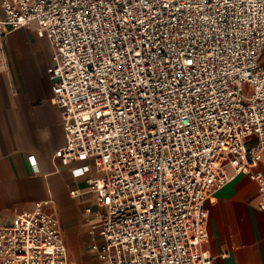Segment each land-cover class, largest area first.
<instances>
[{"label":"built area","instance_id":"1","mask_svg":"<svg viewBox=\"0 0 264 264\" xmlns=\"http://www.w3.org/2000/svg\"><path fill=\"white\" fill-rule=\"evenodd\" d=\"M1 2L0 41L36 22L52 45L66 134L55 158L79 162L75 177L99 172L87 182L103 207L100 259L212 264L200 233L216 190L245 174L264 210V0ZM48 204L0 225V264H76Z\"/></svg>","mask_w":264,"mask_h":264},{"label":"crops","instance_id":"2","mask_svg":"<svg viewBox=\"0 0 264 264\" xmlns=\"http://www.w3.org/2000/svg\"><path fill=\"white\" fill-rule=\"evenodd\" d=\"M37 26L33 22L18 28L0 41V225L11 224L17 213L39 201L53 200L44 208L58 212L71 260L105 264L92 248L103 242L95 228L103 207L87 182L99 172L94 167L88 175L75 177L72 169L79 162L64 164L55 158L66 134L48 75L53 48L38 36ZM260 168L264 172V158ZM74 190L79 194L73 195ZM260 197L257 182L239 174L207 200L210 215L200 247L204 256L213 258L212 264H264Z\"/></svg>","mask_w":264,"mask_h":264},{"label":"snow or ice","instance_id":"3","mask_svg":"<svg viewBox=\"0 0 264 264\" xmlns=\"http://www.w3.org/2000/svg\"><path fill=\"white\" fill-rule=\"evenodd\" d=\"M187 63L191 64V63H192V61H191V60H189V61H187Z\"/></svg>","mask_w":264,"mask_h":264},{"label":"rangeland","instance_id":"4","mask_svg":"<svg viewBox=\"0 0 264 264\" xmlns=\"http://www.w3.org/2000/svg\"><path fill=\"white\" fill-rule=\"evenodd\" d=\"M262 62L264 63V57H263V59H262Z\"/></svg>","mask_w":264,"mask_h":264}]
</instances>
